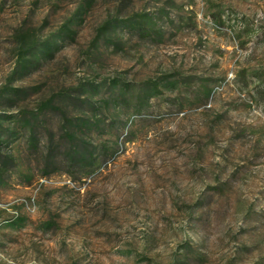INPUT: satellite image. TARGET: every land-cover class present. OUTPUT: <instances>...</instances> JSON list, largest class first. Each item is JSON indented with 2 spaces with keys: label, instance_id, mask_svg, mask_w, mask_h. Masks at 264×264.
<instances>
[{
  "label": "rangeland",
  "instance_id": "374dc122",
  "mask_svg": "<svg viewBox=\"0 0 264 264\" xmlns=\"http://www.w3.org/2000/svg\"><path fill=\"white\" fill-rule=\"evenodd\" d=\"M142 15L149 37L125 24ZM33 42L51 51L20 77ZM263 73L264 0H0V89L37 109L81 87L99 109L55 98L86 163L40 114L61 152L46 177L41 146L4 138L0 264H264Z\"/></svg>",
  "mask_w": 264,
  "mask_h": 264
},
{
  "label": "trees",
  "instance_id": "16d2710c",
  "mask_svg": "<svg viewBox=\"0 0 264 264\" xmlns=\"http://www.w3.org/2000/svg\"><path fill=\"white\" fill-rule=\"evenodd\" d=\"M127 27L133 30H137L141 36H150L151 33L156 32L153 28L152 19L147 15L138 16V19H132L127 21ZM112 26L110 22H107L101 29L100 34L109 31ZM70 32V31H68ZM51 51V46L49 43H44L38 45L33 42L31 45L22 52L20 59V66L18 72L20 77L27 75L26 71L29 66L34 62L33 60L38 59V55H47ZM17 71L14 72V74ZM12 78V77H11ZM11 78L9 80H11ZM264 81V73L262 75ZM89 92L95 94L97 91V86L90 84L88 86ZM68 91L76 93L74 105H88L90 111L96 116L99 109L92 105L90 98L84 97L87 90L85 88L76 87L67 89ZM154 87L150 86L143 92L142 98L145 100L150 99L153 96ZM72 94H60L52 96L50 99L44 101L39 105L37 109H20L18 104L27 98L26 90L18 88H10L4 86L0 89V108L5 110L0 111V175H5L14 167V152L11 148H8V144H5L4 138L13 137L16 133L22 132L26 136V143L31 150H39L42 147L44 159L43 163L46 167V171L43 175L46 177L50 175L54 170L56 156L60 154V147L54 145V140L52 137L48 138L46 141L41 140V131L39 127V116L41 113L46 112H59L63 121L69 124V128L66 130L68 146L65 148L64 156L68 158L71 163H86L92 158V153L87 152V147L85 143L82 145L76 144L73 139V133H69L75 125L68 120L66 114L61 109V107L55 104V98L69 99ZM82 99V100H81ZM15 112V113H14ZM8 123V127H4V124ZM85 126V123L80 124ZM11 127V128H10ZM78 127H80L78 125ZM69 133V134H68ZM6 145V146H5Z\"/></svg>",
  "mask_w": 264,
  "mask_h": 264
},
{
  "label": "built area",
  "instance_id": "2783aa9c",
  "mask_svg": "<svg viewBox=\"0 0 264 264\" xmlns=\"http://www.w3.org/2000/svg\"><path fill=\"white\" fill-rule=\"evenodd\" d=\"M2 204V203H1ZM34 204H35V202L33 201V203H31V206H32V213H33V208H34ZM3 205V204H2ZM13 213V215H14V219H15V215L17 214V211H13L12 212Z\"/></svg>",
  "mask_w": 264,
  "mask_h": 264
},
{
  "label": "bare ground",
  "instance_id": "6f19581e",
  "mask_svg": "<svg viewBox=\"0 0 264 264\" xmlns=\"http://www.w3.org/2000/svg\"><path fill=\"white\" fill-rule=\"evenodd\" d=\"M0 208H4V206L2 204H0ZM27 208H29V206H27Z\"/></svg>",
  "mask_w": 264,
  "mask_h": 264
}]
</instances>
